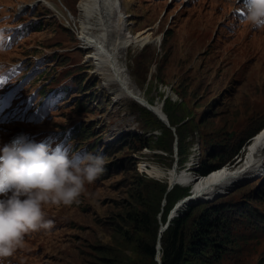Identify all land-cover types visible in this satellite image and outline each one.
<instances>
[{"label":"rangeland","instance_id":"1","mask_svg":"<svg viewBox=\"0 0 264 264\" xmlns=\"http://www.w3.org/2000/svg\"><path fill=\"white\" fill-rule=\"evenodd\" d=\"M118 1L125 33L151 36L149 44H133L120 56L145 103L162 106L161 120L150 106L117 100L103 87L94 52L83 45V38L98 31L95 7L83 31L85 0H0V35L30 26L0 50V63L18 67L10 83L27 76L20 92L34 98V108L46 88L72 84L65 99L40 120L8 125L0 146L22 130L68 135L70 158L101 155L107 169L86 185L78 205L46 206L52 229L26 235L23 247L3 264L145 263L136 243L147 238L131 219L134 212H156L159 228L169 184L167 192L177 198L166 217L188 216L185 231L204 209L221 210L226 239L221 257H211L208 264H264V231L246 211L264 218V163L258 173L209 199L189 202L192 189L176 179L199 181L195 171L202 162L217 164V155L229 154L264 121V30L244 21L243 0ZM78 129L83 137L76 136ZM252 137L221 167L243 159Z\"/></svg>","mask_w":264,"mask_h":264},{"label":"clouds","instance_id":"2","mask_svg":"<svg viewBox=\"0 0 264 264\" xmlns=\"http://www.w3.org/2000/svg\"><path fill=\"white\" fill-rule=\"evenodd\" d=\"M242 11L246 23L264 30V0H246ZM106 170L101 155L74 160L24 133L0 146V264L23 247L26 235L52 229L46 206L78 205L86 185Z\"/></svg>","mask_w":264,"mask_h":264},{"label":"bare ground","instance_id":"3","mask_svg":"<svg viewBox=\"0 0 264 264\" xmlns=\"http://www.w3.org/2000/svg\"><path fill=\"white\" fill-rule=\"evenodd\" d=\"M94 7L98 11V31L95 35L82 40L84 47L94 52L93 64L96 73L103 82V87L113 91L117 100H133L145 107L150 106L148 109L161 120L162 106L159 104L151 106L145 103L140 93H137V90L131 85L124 69V57L120 56L127 47H131L133 44L141 47L149 44L152 40L150 34L129 35L125 33L124 13L118 0H85L82 17L79 21L83 31L90 27V17ZM165 124L169 126L167 120ZM263 163L264 129L262 128L246 147L244 158L233 167H224L214 173H209L210 175L199 179V181L190 177H177L176 179L179 183L183 182L184 187L188 186L192 189L189 202L200 198L209 199L215 193H222L249 178L250 175L258 173ZM171 186L173 187V185ZM167 219L170 222L172 216H168ZM156 258H158V254H156Z\"/></svg>","mask_w":264,"mask_h":264},{"label":"trees","instance_id":"4","mask_svg":"<svg viewBox=\"0 0 264 264\" xmlns=\"http://www.w3.org/2000/svg\"><path fill=\"white\" fill-rule=\"evenodd\" d=\"M29 28L30 26L26 25L21 28V31H19L23 34ZM79 106L83 108L82 103ZM168 121L171 125L174 124L169 116ZM263 126L264 121L260 122L251 131L245 133L243 138L240 139L238 144L229 154L225 156L217 155V164L202 162V164L197 167L195 171L196 174L202 178L207 177L211 173L220 170L222 168L221 166L225 163L233 161L239 156L238 151L243 147L245 141L251 139L252 136L253 139ZM76 136L83 137V131L78 129ZM165 188L166 187L163 185L160 191L164 193ZM163 198L166 201L167 206L164 208L163 214L160 217L162 223L166 220V214L177 196L172 197V195L170 196V192H166L164 193ZM246 211L251 213L255 225L261 227L264 231V218L257 216L249 209ZM133 214L134 216L131 219L133 224L138 230L140 229L142 233L146 235L147 239H145L146 241L139 240L136 243L138 253L146 258V262H133L131 264H157L154 260L158 230L155 222L156 212L145 213L142 211L138 214L135 212ZM188 218L189 217L187 216L171 220L165 230L161 233L159 239L160 264H191L189 263V260L192 261L193 264H208L211 257L215 259L221 257L223 240L226 239L221 210L215 207L204 209L199 216L193 219V227L187 232L185 231V226L188 222Z\"/></svg>","mask_w":264,"mask_h":264},{"label":"water","instance_id":"5","mask_svg":"<svg viewBox=\"0 0 264 264\" xmlns=\"http://www.w3.org/2000/svg\"><path fill=\"white\" fill-rule=\"evenodd\" d=\"M167 128H170L168 125H166ZM260 131V130H259ZM171 185H167L166 188V192L169 191L171 189ZM169 224V220L166 218V220L162 223H160L158 231H157V237H156V243H155V257L154 260L157 264H160V254H159V249H160V243H159V239H160V235L161 233L165 230V228L167 227V225ZM156 254H158V258H156Z\"/></svg>","mask_w":264,"mask_h":264},{"label":"snow or ice","instance_id":"6","mask_svg":"<svg viewBox=\"0 0 264 264\" xmlns=\"http://www.w3.org/2000/svg\"><path fill=\"white\" fill-rule=\"evenodd\" d=\"M12 98H14V95L11 93V92H9L8 94H7V96H5V95H3V93H2V85H0V100H6V101H10ZM10 106V104L9 103H4V105H3V107H0V114H2L3 112H4V110L6 109V108H8ZM7 117H5V119H6Z\"/></svg>","mask_w":264,"mask_h":264}]
</instances>
